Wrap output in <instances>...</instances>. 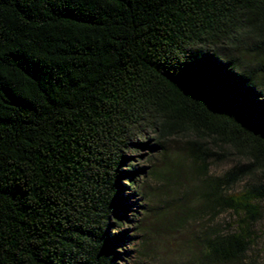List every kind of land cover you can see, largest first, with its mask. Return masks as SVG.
<instances>
[{
  "label": "trees",
  "instance_id": "trees-1",
  "mask_svg": "<svg viewBox=\"0 0 264 264\" xmlns=\"http://www.w3.org/2000/svg\"><path fill=\"white\" fill-rule=\"evenodd\" d=\"M146 130L193 140L179 221L232 218L183 264H246L264 201V0H0V264H118L122 168Z\"/></svg>",
  "mask_w": 264,
  "mask_h": 264
},
{
  "label": "rangeland",
  "instance_id": "rangeland-1",
  "mask_svg": "<svg viewBox=\"0 0 264 264\" xmlns=\"http://www.w3.org/2000/svg\"><path fill=\"white\" fill-rule=\"evenodd\" d=\"M190 135L158 142L151 131H144L134 140L139 147L126 154L121 181L124 205L128 211L121 229L111 235L125 241L118 264H183L188 251L195 246L194 238L213 227L221 233L231 231L232 218L221 215L214 222L207 217L179 221L175 206L184 207L197 187L198 173L189 156ZM236 165L235 160L213 163L209 176H221ZM261 179L257 175L254 180ZM264 181V180H263ZM248 181L234 188L240 192ZM261 221L253 229V243L245 258L246 264H264V201ZM184 218V217H183ZM187 248V249H186ZM187 251V252H186ZM187 253V254H186Z\"/></svg>",
  "mask_w": 264,
  "mask_h": 264
}]
</instances>
